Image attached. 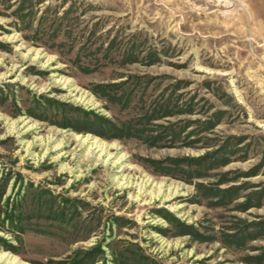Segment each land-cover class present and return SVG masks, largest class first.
Listing matches in <instances>:
<instances>
[{
	"label": "rangeland",
	"instance_id": "obj_1",
	"mask_svg": "<svg viewBox=\"0 0 264 264\" xmlns=\"http://www.w3.org/2000/svg\"><path fill=\"white\" fill-rule=\"evenodd\" d=\"M75 257L264 264V0H0V264Z\"/></svg>",
	"mask_w": 264,
	"mask_h": 264
},
{
	"label": "trees",
	"instance_id": "obj_2",
	"mask_svg": "<svg viewBox=\"0 0 264 264\" xmlns=\"http://www.w3.org/2000/svg\"><path fill=\"white\" fill-rule=\"evenodd\" d=\"M101 86H103V87H108V86H110V84H100ZM50 102H52L53 100L52 99H48ZM61 104L62 105H65V103H63V102H61ZM86 113V115L88 116V115H90L91 114V112L90 111H86L85 112ZM97 117V116H96ZM96 120H101V121H106L105 119H103V118H101V117H97V119ZM94 123V122H93ZM76 129H78V128H76ZM79 130V129H78ZM83 130H88V131H94V130H92L91 128H83ZM74 259V258H73ZM61 262H59V264H60ZM71 264H79V262H78V259L75 257V259H74V261L71 263Z\"/></svg>",
	"mask_w": 264,
	"mask_h": 264
}]
</instances>
